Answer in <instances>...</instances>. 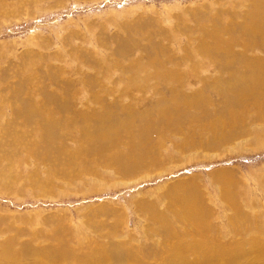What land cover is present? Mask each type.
<instances>
[{
  "label": "rangeland",
  "instance_id": "374dc122",
  "mask_svg": "<svg viewBox=\"0 0 264 264\" xmlns=\"http://www.w3.org/2000/svg\"><path fill=\"white\" fill-rule=\"evenodd\" d=\"M242 1L0 0V261L8 247L28 249L8 264H40L34 253L41 249L85 256L111 245L137 248L141 256L155 249L146 259L151 264L166 263L176 247H188L177 254L190 264L197 259L192 248L230 253L214 264H249L240 258L244 247L264 254V102L253 98L240 107L243 100L238 106L231 96L210 93L218 71L187 51L211 43L220 24L245 25L243 17L226 16L233 7L245 11L249 2ZM234 28L220 36L223 43L236 38ZM122 46L134 49L124 54ZM154 47L174 73L157 78L143 70L134 82L132 67L153 59ZM173 92L198 95V105L189 106L195 118L177 125L161 102ZM28 99L53 119L40 122L57 138L50 144L33 120L17 115ZM138 112L160 122L145 125L144 140ZM163 121L172 123L169 131H159ZM54 145L71 166L53 171L47 152L54 157ZM105 156L118 162L104 165ZM122 156L139 158L142 167L126 173ZM219 172L231 181L229 203ZM232 202L240 219L235 231Z\"/></svg>",
  "mask_w": 264,
  "mask_h": 264
},
{
  "label": "bare ground",
  "instance_id": "6f19581e",
  "mask_svg": "<svg viewBox=\"0 0 264 264\" xmlns=\"http://www.w3.org/2000/svg\"><path fill=\"white\" fill-rule=\"evenodd\" d=\"M247 2H249V5L245 11L242 10V11L233 12L234 7L232 6L233 9L230 12L226 13V16H229L231 14V17L233 18L243 17L245 19L243 20V22H245L246 24L240 26V29L239 27H237V29L234 28L236 24L234 23L230 24L231 21L229 22V24H220L217 27H215L214 31L210 35V38L212 40L211 43L202 44L193 51H191L189 48L187 49V51L189 52L197 53L191 55L193 59L199 58L201 56L204 61L207 60V63H204L205 66L216 68L215 70L218 71L219 73L218 81H213L209 83L210 93L212 92V94L214 93L216 96H221V95L231 96L234 98L235 100L234 102L238 106L241 100H243V103L240 104V107L247 100L252 101L253 98H255V101L258 102V104H260L261 101L264 102V0H243L242 2H240V4L244 5ZM207 11H208L207 13H209V9ZM167 15L168 16L171 15L170 10L167 11ZM247 16H249L248 20H246ZM234 20L236 21V19ZM234 20H232V22ZM217 21L218 20L215 19V22ZM240 21H242V19ZM209 22L210 19L209 16H207L206 24H209ZM233 28L236 29V32L237 30H239V32H237L238 34L236 38H231V40L227 45L226 43H223L220 40V36L224 34H230ZM239 39H243L246 42L240 41V44H238ZM155 44L156 43H154V45ZM237 46L238 48H240V51L234 50V48ZM131 49H134V47H130L127 49L126 47L122 46L118 50L124 51V54H129ZM258 50L262 52L261 53L262 57L249 55L250 53L259 52ZM150 51L154 54L155 52L157 53L153 59H150L149 62L146 64L139 62L132 67L131 72L132 75L134 76V82H137L139 80L137 78V73H140L143 70L144 72H149L150 74L154 75L157 78L166 77L167 75L174 73L172 72L174 69L167 68L168 63L167 61H165V53L158 50V47L151 48ZM132 61H137V60L132 59ZM174 64L177 66V63ZM137 66L140 68L139 70H136ZM111 71L112 70L108 71L107 73L109 74L111 73ZM172 77H174V74L172 75ZM142 82L144 81L142 80ZM124 86H125L124 88H126L127 85L125 84ZM29 89L30 87L27 88L26 91H28ZM49 98L52 101H54L53 96H50ZM197 98H198L197 94L193 96V99H190L189 96H185L183 94L173 92L169 94V98H162L161 102L164 103L163 105L166 104L165 106H168L170 113L174 117L173 120H175L178 125V124H184L187 120L191 119L192 117L195 118V115L190 112L192 111L191 110L192 107L189 106L195 104L198 105L199 103L198 101L194 102V100ZM27 106L29 107L26 108ZM17 110H18L17 115L19 117L24 118L25 123L33 120L35 122L34 130L45 132V136L48 139V140H44L45 144H50L52 140L57 139L51 134V132L46 126L40 124L41 121L43 124H51L53 122L52 117L45 116L44 111L39 109L31 99L21 102ZM121 111L123 113H127L129 116H132V113L130 111H127L126 108L125 109L122 108ZM134 116L136 118H139L138 121L142 123L141 139L143 140L147 139L150 133L148 132V129L145 127V125L148 124L152 128V121L154 119L151 118V121L140 119L142 116H144L142 112H138ZM153 122L160 124V122L157 121H153ZM59 127H57V129H59ZM171 127H172V123L170 121H163V125L161 126L159 131L161 130L169 131ZM57 129L55 128L52 131L56 132ZM55 147L57 146L54 145L51 150V153L54 154L53 155L54 157H50V152H47V158H49L50 161H52V164L55 166L53 171L54 170L58 171L60 169L59 167L65 164L71 166L72 160L66 161V159H64L65 151L62 148H60V150L62 149V151L60 152V154H58L54 151L55 149L57 150L58 147L57 148ZM107 149H109V147H107L105 150ZM143 150L147 151L148 149L144 148ZM31 153H35L39 157L45 155V151H40L35 148L31 149ZM121 159H122V167L126 173H129L131 170H135L139 167H142V161H140L139 158L133 159L122 156ZM116 162L118 161L115 160L112 163H110V157L105 156L102 159L101 163L104 165L113 166L114 165L113 163ZM219 174L222 176L223 179L218 178L217 175L216 176V179L218 181L217 184L220 186L221 191L223 187L225 188L222 191V197L225 198L229 203V197H232V195H231V190L228 189L226 185L231 183V181L226 180L227 175L224 172H219ZM49 176L45 177V179L47 180ZM180 185H183V183H180ZM230 205L232 206V209H234L235 211L233 214V219L235 220L232 223V228H233L232 230L235 231L240 222L239 213H237L239 210H237V207L236 205H234V202H232ZM247 229L249 231V227ZM170 235H171V239L175 237V235L172 233H170ZM170 235H168V238H166L167 240L170 238ZM8 244L10 245L11 242H9ZM187 248L188 247L171 248L169 252L171 253L172 258L170 257L169 260L166 261V263L160 262L158 264H178V260H183V264H190L187 262L188 258L186 256L183 257L177 254L178 251L180 250L185 251ZM133 249L134 250L126 249L123 245H119L118 248L111 245V247L106 250H104L103 247H100L99 249L94 248L93 251L96 253H92L85 256H76L73 252L64 249H55V250L41 249L40 252L43 255L34 253V256H35V260L37 262H40V264H50L49 262H51L52 264H61L59 260L62 258H71L72 260L70 262L75 264H95V262H93L95 259H99V261H110V262L111 260H114V262L120 264H127V263L131 264L132 261L143 262L144 264H151L146 260L147 256L150 255L154 256V254L157 255V251L155 249L153 250L143 249L144 254L142 256L139 254V252H141L139 249L137 248H133ZM190 250L193 252L194 255L197 256L195 264H214L217 261L219 260L223 261L224 259H227L230 256V253L227 251H221L219 253L217 252L215 253L214 252L215 250L208 247L192 248ZM261 250L264 252L263 247H261ZM26 251H28L27 247H24L18 253L12 250V247H8L5 250V252L3 251L1 254V258L4 256L6 260L4 261L1 260L0 264H8L12 260L19 259L25 254ZM244 251L247 254L240 257L241 259L246 261L250 258L251 261L249 264H264V254L254 255L255 252H259L257 249L248 251L244 247ZM30 252H34V251H30ZM229 264H238V261L235 260Z\"/></svg>",
  "mask_w": 264,
  "mask_h": 264
}]
</instances>
